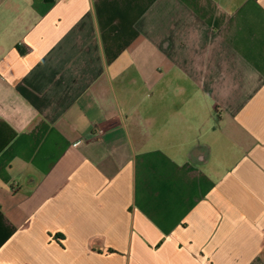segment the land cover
<instances>
[{
  "label": "crops",
  "instance_id": "0c3cea01",
  "mask_svg": "<svg viewBox=\"0 0 264 264\" xmlns=\"http://www.w3.org/2000/svg\"><path fill=\"white\" fill-rule=\"evenodd\" d=\"M0 264H264V0H0Z\"/></svg>",
  "mask_w": 264,
  "mask_h": 264
},
{
  "label": "rangeland",
  "instance_id": "374dc122",
  "mask_svg": "<svg viewBox=\"0 0 264 264\" xmlns=\"http://www.w3.org/2000/svg\"><path fill=\"white\" fill-rule=\"evenodd\" d=\"M127 79V78H126Z\"/></svg>",
  "mask_w": 264,
  "mask_h": 264
}]
</instances>
